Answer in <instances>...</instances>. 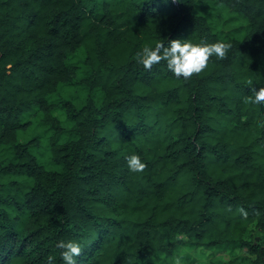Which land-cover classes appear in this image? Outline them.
<instances>
[{
    "label": "trees",
    "instance_id": "trees-1",
    "mask_svg": "<svg viewBox=\"0 0 264 264\" xmlns=\"http://www.w3.org/2000/svg\"><path fill=\"white\" fill-rule=\"evenodd\" d=\"M172 39L232 46L188 79L137 62ZM254 89L264 0H0V264H63L59 240L81 244L77 264H154L185 246L264 264ZM38 111L45 149L20 139Z\"/></svg>",
    "mask_w": 264,
    "mask_h": 264
},
{
    "label": "clouds",
    "instance_id": "clouds-1",
    "mask_svg": "<svg viewBox=\"0 0 264 264\" xmlns=\"http://www.w3.org/2000/svg\"><path fill=\"white\" fill-rule=\"evenodd\" d=\"M230 42L216 41L214 43H192L182 39H172L167 45L163 41L154 46L147 45L136 52V59L145 69H151L154 64L166 62L168 70L176 78L188 79L193 74L204 71L210 57L223 58L231 48ZM254 91V98L246 101L254 108L264 110V89ZM264 126V121L260 122ZM128 170L132 173H142L147 167L139 155L132 154L126 157ZM243 212V209H241ZM247 215L246 212L243 213ZM55 247L60 250V259L63 264H77V257L82 252L81 244L75 240H59ZM181 256L173 258V264H181ZM46 264H56L55 258L49 256Z\"/></svg>",
    "mask_w": 264,
    "mask_h": 264
},
{
    "label": "rangeland",
    "instance_id": "rangeland-1",
    "mask_svg": "<svg viewBox=\"0 0 264 264\" xmlns=\"http://www.w3.org/2000/svg\"><path fill=\"white\" fill-rule=\"evenodd\" d=\"M74 91V89L69 91L63 89L61 94L66 95L67 93H73ZM56 115L61 120H64L61 111L56 112ZM25 122L28 126L21 131V141L25 142L35 139L44 149L47 148L46 142L49 131L42 113L39 111L34 112L25 120ZM41 150L43 149L41 148ZM178 255L182 257L181 264H229V262H235V264H250L248 255L243 251H217L214 249H195L190 246H185L182 247L174 257ZM173 258L164 260L162 257L154 264H173Z\"/></svg>",
    "mask_w": 264,
    "mask_h": 264
}]
</instances>
